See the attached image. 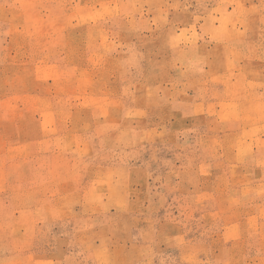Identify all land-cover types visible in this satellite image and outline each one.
Returning a JSON list of instances; mask_svg holds the SVG:
<instances>
[{
    "label": "rangeland",
    "instance_id": "obj_1",
    "mask_svg": "<svg viewBox=\"0 0 264 264\" xmlns=\"http://www.w3.org/2000/svg\"><path fill=\"white\" fill-rule=\"evenodd\" d=\"M0 264H264V0H0Z\"/></svg>",
    "mask_w": 264,
    "mask_h": 264
}]
</instances>
